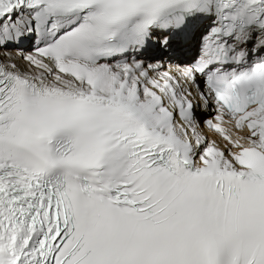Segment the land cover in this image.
I'll return each mask as SVG.
<instances>
[{"label":"snow or ice","instance_id":"1","mask_svg":"<svg viewBox=\"0 0 264 264\" xmlns=\"http://www.w3.org/2000/svg\"><path fill=\"white\" fill-rule=\"evenodd\" d=\"M0 264H264V0H0Z\"/></svg>","mask_w":264,"mask_h":264}]
</instances>
